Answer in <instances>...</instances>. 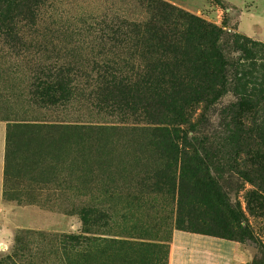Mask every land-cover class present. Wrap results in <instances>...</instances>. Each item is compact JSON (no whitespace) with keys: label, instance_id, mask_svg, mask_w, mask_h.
<instances>
[{"label":"trees","instance_id":"trees-1","mask_svg":"<svg viewBox=\"0 0 264 264\" xmlns=\"http://www.w3.org/2000/svg\"><path fill=\"white\" fill-rule=\"evenodd\" d=\"M35 1L0 0V41L6 43L12 38L22 43L20 19L31 16ZM133 1L144 8L147 17L137 22L122 20L99 31L103 49H110L106 54L102 49L104 58L95 60L91 70H36L32 78L28 95L35 105L77 107L92 113L91 117L14 122L6 128L4 200L54 209L47 194L36 200L35 192L22 188L23 182L54 185L55 192H59L55 202L77 200L71 211L62 210L76 215L83 228V235L60 236L65 264H93L105 251H126L133 242L125 238L150 237L151 227L143 222L146 214L134 217L136 209L148 207L154 213L158 223L152 229L161 236L153 237L160 247L166 243L164 237L174 225L178 203L183 130L195 131L190 117L194 105L227 94L224 87L231 71L236 82L232 90L238 100L236 106L261 103L264 110V90H248L240 84L244 75L238 78L237 70H229L232 64L219 46L220 29L164 0ZM241 51L249 53L248 49ZM115 52L123 56L112 58ZM145 56L149 61L144 70L128 68L135 58ZM237 113L238 110L234 112ZM92 115L103 118L94 119ZM219 129L221 144L216 149L208 146L205 139L193 138L202 157L193 192L194 216L186 223L188 226L184 222L179 228L241 244H257L242 208L232 203L220 184L223 167L217 159L223 150L236 153L246 147L252 167L256 171L264 169V118L252 120L250 126L226 118ZM223 158L226 164L232 162L227 156ZM119 159L125 164L112 163ZM133 175L138 181L130 184L128 180ZM260 181L246 197L251 214L254 203L264 202V180ZM36 197L39 199V195ZM159 207L162 216L156 213ZM121 209L129 214L120 216Z\"/></svg>","mask_w":264,"mask_h":264},{"label":"rangeland","instance_id":"rangeland-1","mask_svg":"<svg viewBox=\"0 0 264 264\" xmlns=\"http://www.w3.org/2000/svg\"><path fill=\"white\" fill-rule=\"evenodd\" d=\"M164 1L220 29L222 37L219 46L225 50L232 64L229 70H237L238 78L241 74L244 75L245 79L240 84L248 90H264V0ZM34 4L36 6H31L29 13L31 16L25 15L27 17L20 19L22 34L19 38L22 43L13 41L12 38L6 40V43L0 41V133L4 137L8 124L14 122L76 121L91 117L92 113H85L77 107L35 105L28 95L35 71L91 70L95 60L104 58L99 31L122 20L137 22L147 17L144 8L133 0H36ZM109 49V46L103 49L105 54ZM243 49H248L249 53L245 55L241 51ZM99 52L101 54L98 55ZM117 54L120 55V52H115L112 58H116ZM106 56L109 57L110 54ZM148 61L146 56L144 59L137 57L133 61L134 66L131 64L128 68L137 66L138 70H144ZM235 84L234 72L231 71L228 84L224 87L226 95L192 107L190 117L195 131L183 130L181 137L177 176L178 203L174 225L164 237L166 243L160 247V242L153 237H159L161 233L158 235L152 229V226H157V218L146 206V209H136L138 212L134 210L132 213L134 217L146 214V219L139 218L143 219L144 225L151 227L148 231L150 237L125 238L126 241L133 242L126 251H105L95 258L93 264H168L169 243L174 231H185L179 226L184 222L188 226L186 223L194 216L193 192L199 180L202 157L193 138L205 139L209 142L208 146L216 149L221 144L219 126L222 120L233 118L236 122L250 126L252 120L259 122L264 118L261 103L257 106H236L238 100L232 93ZM229 110H238V113L235 115ZM92 118L101 120L103 117L92 115ZM248 150L246 147L236 153L223 150V155L220 154L217 159L223 167L219 181L232 203H238L242 208L257 241V244H244L253 252V264H264V202L254 203L253 214L246 202L248 193L254 190L253 185L256 182L261 184L260 180H264V169L256 171L252 167V159L245 154ZM226 156L231 158V163H224L223 157ZM120 162L123 161L119 159L112 163L118 165ZM127 163L140 165L136 162ZM260 173L261 177H258ZM131 177L129 183L135 184L138 180L134 175ZM54 179L56 180L55 177ZM21 186L26 192H35L34 198L39 201L47 194L54 209L5 201L3 179L0 177V264H65L60 250V236L83 235V228L76 215H67L62 210L71 211L72 204L77 200L67 198V202H55L54 196L59 192H55L54 185L47 187L23 182ZM39 188H49L50 191ZM156 213L158 216L164 214L161 207ZM122 214L129 212L121 209L119 215Z\"/></svg>","mask_w":264,"mask_h":264},{"label":"crops","instance_id":"crops-1","mask_svg":"<svg viewBox=\"0 0 264 264\" xmlns=\"http://www.w3.org/2000/svg\"><path fill=\"white\" fill-rule=\"evenodd\" d=\"M5 137L0 133V177L3 179ZM168 264H253L244 244L197 233L174 231Z\"/></svg>","mask_w":264,"mask_h":264}]
</instances>
